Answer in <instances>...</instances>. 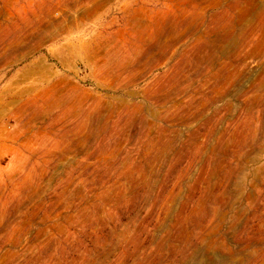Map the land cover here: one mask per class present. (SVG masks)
Listing matches in <instances>:
<instances>
[{"label":"rangeland","instance_id":"obj_1","mask_svg":"<svg viewBox=\"0 0 264 264\" xmlns=\"http://www.w3.org/2000/svg\"><path fill=\"white\" fill-rule=\"evenodd\" d=\"M0 264H264V0H0Z\"/></svg>","mask_w":264,"mask_h":264}]
</instances>
